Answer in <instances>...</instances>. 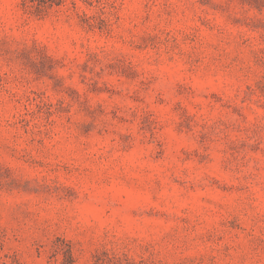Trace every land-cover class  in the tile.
Segmentation results:
<instances>
[{
  "label": "rangeland",
  "instance_id": "1",
  "mask_svg": "<svg viewBox=\"0 0 264 264\" xmlns=\"http://www.w3.org/2000/svg\"><path fill=\"white\" fill-rule=\"evenodd\" d=\"M0 264H264V0H0Z\"/></svg>",
  "mask_w": 264,
  "mask_h": 264
},
{
  "label": "trees",
  "instance_id": "2",
  "mask_svg": "<svg viewBox=\"0 0 264 264\" xmlns=\"http://www.w3.org/2000/svg\"><path fill=\"white\" fill-rule=\"evenodd\" d=\"M30 1H36V0H30ZM32 3L40 4L41 2H32Z\"/></svg>",
  "mask_w": 264,
  "mask_h": 264
}]
</instances>
